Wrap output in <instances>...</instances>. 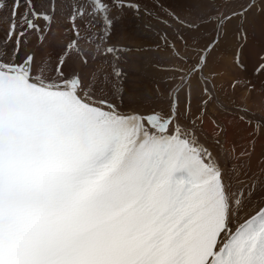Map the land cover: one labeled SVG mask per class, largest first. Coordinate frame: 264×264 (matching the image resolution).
<instances>
[{"label":"snow or ice","instance_id":"6c2138e0","mask_svg":"<svg viewBox=\"0 0 264 264\" xmlns=\"http://www.w3.org/2000/svg\"><path fill=\"white\" fill-rule=\"evenodd\" d=\"M128 11L149 43L114 40ZM258 22L264 0H0V264H264Z\"/></svg>","mask_w":264,"mask_h":264},{"label":"bare ground","instance_id":"6f19581e","mask_svg":"<svg viewBox=\"0 0 264 264\" xmlns=\"http://www.w3.org/2000/svg\"><path fill=\"white\" fill-rule=\"evenodd\" d=\"M139 2L141 3V5L149 4V0H139ZM118 29H119V33L123 32L125 30L128 31L126 38L130 37L132 34L136 35V32H138V29H135L130 25L127 26V22L125 20H123L118 25ZM53 31L57 32L56 40H65L66 41V40H70L72 38L71 33L63 25H60V24L55 25ZM139 36H141V34H139ZM148 38H150L149 40L151 41V36H149ZM127 41H129V40H127ZM249 41H251V40H249ZM223 46L225 47L226 50L224 51L223 55L222 54L220 55L218 52H216L215 57H214V67L216 69V72L218 73L217 79L219 81V85H222L227 92H231L232 89H231L230 85L235 80V77L232 75V72L236 71L235 66L232 63V57L234 56L236 45H235L234 41H230V42L224 43ZM260 48L261 47L258 48L257 45H252V41L247 44L243 53L245 54V56L249 60V64H247L246 67L251 71L249 74H243L240 72L239 79L242 82H247L248 80H251L254 78L253 68L256 66L255 65V59L256 58L254 56V53H255V51H259ZM58 51H59V47L57 46L56 41H52V42L48 43L45 47L38 50L40 55H51L53 58L56 56ZM219 85H218V87H219ZM237 87L238 88L243 87V83H241Z\"/></svg>","mask_w":264,"mask_h":264},{"label":"rangeland","instance_id":"374dc122","mask_svg":"<svg viewBox=\"0 0 264 264\" xmlns=\"http://www.w3.org/2000/svg\"><path fill=\"white\" fill-rule=\"evenodd\" d=\"M159 2L162 3L165 7H167L169 4L174 5L176 3V0H159ZM151 4H152V0H149V4H144V5H142V7L143 6L151 7ZM124 20L127 22V26L130 25L133 28L138 29V32H136V35L132 34L130 37H127V38H126V36L128 34L127 30L119 33V35L114 37V40L116 41V43L118 45H133V46H135V45H141V44H146V43L150 42V40H149L150 38H148L149 36L146 33L147 32L146 31V24L148 21V17H146V16L137 17L132 11H128ZM53 30H54V27H53ZM139 34H141V36H139ZM151 39H152V37H151ZM263 39H264V25H262V24H260V22H258L254 28L249 26L248 40L252 41V45H257L258 48L264 47V40ZM127 40H129V41H127ZM251 41H249V42H251ZM225 50H226L225 47L222 45L218 48L217 52L220 55L221 54L223 55ZM234 59H235V56L232 57V63H233ZM242 60L246 66H247V64H249V60L245 56L244 53H242ZM250 71L251 70H249L246 67V70L241 71V73L249 74Z\"/></svg>","mask_w":264,"mask_h":264}]
</instances>
